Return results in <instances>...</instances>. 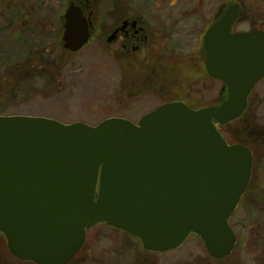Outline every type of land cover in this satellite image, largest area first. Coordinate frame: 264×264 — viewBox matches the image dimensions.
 <instances>
[{
  "label": "water",
  "instance_id": "obj_1",
  "mask_svg": "<svg viewBox=\"0 0 264 264\" xmlns=\"http://www.w3.org/2000/svg\"><path fill=\"white\" fill-rule=\"evenodd\" d=\"M233 3L204 36L206 68L227 88L219 105L169 102L138 123L109 117L97 125L0 114V233L10 254L35 264H69L88 230L107 225L166 252L200 236L208 254H232L230 224L249 186L254 157L219 125L240 118L264 79V31H232ZM63 48L90 38L81 6L63 14Z\"/></svg>",
  "mask_w": 264,
  "mask_h": 264
},
{
  "label": "rangeland",
  "instance_id": "obj_2",
  "mask_svg": "<svg viewBox=\"0 0 264 264\" xmlns=\"http://www.w3.org/2000/svg\"><path fill=\"white\" fill-rule=\"evenodd\" d=\"M204 1L207 10L210 6L212 8V17L220 6L241 2L244 7L236 20V31L248 30L264 23V0ZM198 2L174 0V13L178 9L194 11ZM68 5V0H0V72L23 60V54L32 49L43 50L45 57L49 61L56 60L57 64L55 75L41 71V76L33 81L29 92L17 93L9 100L0 98V106L5 105L1 110L6 114L45 116L64 123L80 121L97 125L109 117H124L138 122L162 102L181 99L182 96L194 108L219 105L227 98L225 85L212 78V82L201 81L193 86L197 92L194 98H188L185 94L188 88L177 79L175 85L168 82V88H184L182 93L171 91L172 94L166 99L145 94L127 100L123 93L125 86L132 84L136 89L139 82L143 81V73L129 67L120 68L118 58H115L110 48L104 49L98 38L76 53L64 49L59 16ZM19 6L24 7V10L13 22V15ZM91 8L94 13H102L98 0H92ZM48 74L54 75V78L47 79ZM247 112L250 126L264 131V79L253 91ZM221 131L230 143H237L239 137L247 138L248 135L242 120L231 123ZM256 153L247 196L230 220L238 237L232 254L223 258L225 260L214 259L208 254L200 236L192 234L176 250L151 254L154 264H264V147L258 146ZM4 238L0 233V242L6 244L8 249ZM142 250L146 249L141 242L128 233L98 225L89 230L82 251L72 264H133L136 255ZM10 263L25 264L14 256Z\"/></svg>",
  "mask_w": 264,
  "mask_h": 264
},
{
  "label": "flooded vegetation",
  "instance_id": "obj_3",
  "mask_svg": "<svg viewBox=\"0 0 264 264\" xmlns=\"http://www.w3.org/2000/svg\"><path fill=\"white\" fill-rule=\"evenodd\" d=\"M198 1L194 11L178 9V12L174 13V0H98V5L102 6V13H94L91 8L92 0H68L69 3L74 2L81 6L89 22L90 38L81 50L93 39L98 38L101 46L104 49L110 48L111 53L118 58L120 68L129 67L143 73V81L139 82L136 89L132 84L125 86L123 93L127 100L145 94L166 99L172 94L171 91L182 93L181 90L184 88L171 90L168 88V82L173 85L177 79L188 88L185 90L188 98H194L197 92L193 90V86L201 81L212 82V76L208 74L206 68L205 33L212 23L224 16L231 4H239V16L244 5L241 2L222 5L212 17L211 6L207 10L204 7L205 1ZM61 18L63 27V14ZM236 20L232 23V31H236ZM169 24H171L170 28ZM263 24L260 23L244 31H264ZM253 91L244 114L249 109ZM175 101L194 108L182 96L181 99L162 102L152 110L162 104Z\"/></svg>",
  "mask_w": 264,
  "mask_h": 264
},
{
  "label": "trees",
  "instance_id": "obj_4",
  "mask_svg": "<svg viewBox=\"0 0 264 264\" xmlns=\"http://www.w3.org/2000/svg\"><path fill=\"white\" fill-rule=\"evenodd\" d=\"M23 8L24 7L19 6L16 9L17 12L15 13V15H13V19H14L12 20L13 22H16L15 17L18 16L24 10ZM61 17L62 15L59 16L60 22L62 21ZM22 59L23 60L15 62L12 65H10L6 70H4V72H0V98L4 97V99L9 100L17 93L25 94V92H29L30 86L34 85L33 81L41 76V71H45L46 73L48 72L51 74L53 73L55 75L54 73V71H56L55 66H57L56 60H50L51 61L50 62L49 59L45 57L43 50L42 51L36 49L29 50L25 55L23 54ZM54 75L52 77L51 75L48 74L46 78L47 79L50 77L54 78ZM4 106H0V114H6L5 111L1 110V107ZM247 116H248V112H246L242 117L232 122H229L226 125L220 126V130L225 129L226 126L230 125L233 122H236L237 120H242L244 124V128L246 129V133L248 135L247 138L246 136L239 137V140H236V142L239 144L246 145L252 149L254 155V162H255L257 155L256 151L258 146L264 147V131L255 130L253 126H250ZM248 190L249 189H247V191ZM245 195L247 196L246 193ZM245 195L242 201L245 200L246 197ZM81 251L77 254V256H79ZM151 254L156 255L157 252H153L149 250H142L138 252L133 264H154L155 260H153L150 257ZM77 256L69 264H72L74 260L77 258ZM12 257L13 256L10 255L8 249L6 248V244L0 242V264H11L10 262ZM20 261L24 262L25 264H35L29 261H23V260Z\"/></svg>",
  "mask_w": 264,
  "mask_h": 264
}]
</instances>
